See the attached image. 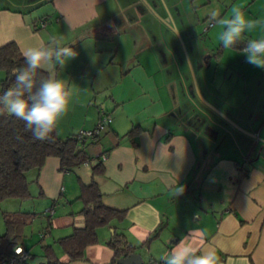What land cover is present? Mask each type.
Listing matches in <instances>:
<instances>
[{
  "label": "crops",
  "instance_id": "0c3cea01",
  "mask_svg": "<svg viewBox=\"0 0 264 264\" xmlns=\"http://www.w3.org/2000/svg\"><path fill=\"white\" fill-rule=\"evenodd\" d=\"M8 1L0 0V47L15 42L22 53L55 36L76 53L55 73L71 93L69 111L55 127L57 137L93 128L102 113L112 117L98 139L81 146L88 162L63 171L59 158L50 156L39 172H27L30 197L21 201L30 203L29 209L19 207V199L0 203V234L5 228L2 212L37 214L23 229L27 264H45L43 246L48 244L67 264H112L107 242L114 232L123 233L147 263L163 264L162 257L188 236L194 247L214 251L218 264H264V80L251 115L252 122H262L253 132L259 138L247 134L242 144L229 128L219 127L224 131L217 146L206 149L189 118L184 121L187 111L173 89L178 81L169 65L182 75L180 54L172 45L154 46L156 39L145 28L139 31V24L125 15L130 1L41 0L32 5H39L34 12ZM124 26L130 32H117ZM136 46L141 55L130 62ZM2 76L0 70V80ZM136 125L141 130L127 137ZM96 162L104 171L93 175ZM237 164L248 173L239 176ZM92 179L101 202L125 210V218L98 228L97 242L85 247L84 257L69 261L55 242L84 225L78 197L81 185Z\"/></svg>",
  "mask_w": 264,
  "mask_h": 264
},
{
  "label": "rangeland",
  "instance_id": "374dc122",
  "mask_svg": "<svg viewBox=\"0 0 264 264\" xmlns=\"http://www.w3.org/2000/svg\"><path fill=\"white\" fill-rule=\"evenodd\" d=\"M37 1L41 0H9L8 4L19 5L24 11L34 12L39 5L35 7L32 5ZM119 1L132 3L125 8L126 17L139 24L140 32L146 29L152 39H156L154 46L172 45L180 54V61L185 66L182 75L173 63L169 65L174 71V80L178 81L176 83L178 87L174 86L173 89H177L180 105L183 104L184 112L187 111L184 121L189 118V123L199 134L204 148L213 149L215 145L217 146L220 132L224 131L220 129L221 127L229 128L239 141H243L242 144L245 143L246 133L250 134L260 129L264 120L260 124L252 122L251 115L259 101L257 94L262 88L260 83L264 80V70L246 63L243 50L221 47L218 41L220 25L212 24L209 27L207 25L210 22L211 11L215 10L223 17L239 7L248 18L261 21L257 29L251 33L253 37L262 35L264 0H257L254 3L251 2L253 0H247L244 4L241 0ZM167 21H171L174 26ZM110 25L108 24V28L112 30ZM123 31L130 32L127 31V26L117 30ZM130 45L127 43V51L130 50ZM139 47L136 46L134 49L130 62L139 59L141 55V52H138ZM181 78L187 79L188 83L185 86H182ZM245 99L247 100L243 104ZM259 113L257 110L256 115ZM261 134L264 135V132ZM255 135L259 138V135L256 133ZM222 144L218 147L219 151L224 150L225 143ZM18 202L22 209H29L30 203L21 200Z\"/></svg>",
  "mask_w": 264,
  "mask_h": 264
},
{
  "label": "trees",
  "instance_id": "16d2710c",
  "mask_svg": "<svg viewBox=\"0 0 264 264\" xmlns=\"http://www.w3.org/2000/svg\"><path fill=\"white\" fill-rule=\"evenodd\" d=\"M246 42L241 41L236 49H243ZM24 66V58L15 42H8L0 47V70L3 74L0 80V93L13 85V73ZM47 75V73H44ZM141 128L132 126L126 136L132 138ZM98 139V138H97ZM87 141H82L74 134L65 139L51 133L50 139L35 140L30 131L25 130L24 122L4 112L0 114V203L6 199H28L29 180L27 172H39L47 157L59 158L60 168L63 171H72L74 168L88 162L90 157L81 148ZM239 176L246 175L248 169L237 164ZM92 174L104 171L101 162L93 163ZM102 193L94 179L89 184L81 185L79 199L83 202L81 213L85 222L82 227H73L71 232L59 238L55 243L68 256L69 261L81 260L84 257L85 247L97 242V229L110 224L112 221H122L125 210H118L104 205L101 202ZM30 212H2L4 232L0 234V260L12 254L13 247L22 244L24 227L36 217ZM154 237V236H153ZM152 239V235L148 240ZM113 250L112 264H118V258L135 252V247L129 244L123 233L114 232L107 242ZM47 258L45 264H67L61 262L53 251L51 244L43 246ZM143 264H159L158 262Z\"/></svg>",
  "mask_w": 264,
  "mask_h": 264
},
{
  "label": "clouds",
  "instance_id": "9594fccd",
  "mask_svg": "<svg viewBox=\"0 0 264 264\" xmlns=\"http://www.w3.org/2000/svg\"><path fill=\"white\" fill-rule=\"evenodd\" d=\"M209 19L214 25H220L218 41L224 49L236 47L261 24L248 18L239 7L223 17L213 10ZM243 54L246 63L264 69V34L248 38ZM75 55L62 37L55 36L23 50L24 66L13 73V85L0 93V114L6 112L23 121L25 130L35 140L50 139L59 120L68 113L71 97L66 80L57 78L56 69ZM162 259L163 264H218L214 251L194 247L188 236L178 241Z\"/></svg>",
  "mask_w": 264,
  "mask_h": 264
},
{
  "label": "built area",
  "instance_id": "2783aa9c",
  "mask_svg": "<svg viewBox=\"0 0 264 264\" xmlns=\"http://www.w3.org/2000/svg\"><path fill=\"white\" fill-rule=\"evenodd\" d=\"M45 23L46 21L44 20L42 22V25L44 26ZM212 24H213L212 22H209L207 27L211 26ZM111 121H112V117L109 114L102 113L99 117L98 122L95 124L93 128L80 129L77 132H75L74 135L76 138L82 141L96 140L110 125ZM105 157L106 154H103L101 156L102 159H104ZM41 235H44V232H42ZM29 258H30L29 251L22 244H17L13 247L12 254L9 257L0 260V264H27Z\"/></svg>",
  "mask_w": 264,
  "mask_h": 264
},
{
  "label": "water",
  "instance_id": "95a60500",
  "mask_svg": "<svg viewBox=\"0 0 264 264\" xmlns=\"http://www.w3.org/2000/svg\"><path fill=\"white\" fill-rule=\"evenodd\" d=\"M143 1H147V0H143ZM167 23H169L172 27L174 26L171 21H167ZM195 86H196V84H195ZM232 123L234 124V126H237V124H235L234 122H232ZM246 134H248V133H246ZM248 135L252 136L254 138V140L256 139L255 134L250 133ZM262 141H264V139H262ZM116 262L118 264H143L144 263L140 254H138L136 252L130 253L129 255H127L125 257L118 258Z\"/></svg>",
  "mask_w": 264,
  "mask_h": 264
}]
</instances>
